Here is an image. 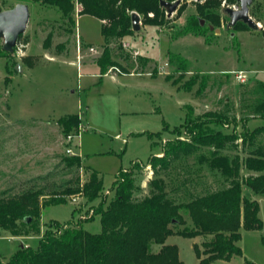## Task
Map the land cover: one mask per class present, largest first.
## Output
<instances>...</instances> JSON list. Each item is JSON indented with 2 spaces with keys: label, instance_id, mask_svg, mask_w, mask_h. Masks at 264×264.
Listing matches in <instances>:
<instances>
[{
  "label": "rangeland",
  "instance_id": "obj_1",
  "mask_svg": "<svg viewBox=\"0 0 264 264\" xmlns=\"http://www.w3.org/2000/svg\"><path fill=\"white\" fill-rule=\"evenodd\" d=\"M74 1L70 16L73 23L56 7L33 0H0V13L25 4L31 14L13 53L0 55V197L11 196L30 186L47 187L46 193L51 195L63 189L77 174L85 183L90 175L86 165L102 180L103 194L92 202L84 194H77L68 196L66 204L44 206L40 235L19 238L4 233L0 237L3 263L22 245L37 248L40 237L55 222L76 224L92 217L102 203L107 206L115 196L112 187L118 173L130 169L136 162L139 168L134 173L140 190L135 198L148 196L149 183L155 176L147 163L169 141H175L172 131L184 122L186 115L203 118L207 113L220 114L231 121L223 130L231 133L236 127L242 137L247 131L252 133L264 127L262 112L258 111L264 102V31L251 29L243 22L238 23L237 30L228 28L230 20L224 13L223 0L217 10L221 33L205 27L204 36H181L189 17L197 14L196 5L206 2L181 0L171 17L164 9L162 25L145 24L141 17V29L126 38L133 48L130 51L124 48L123 42L111 40L109 49L117 58H112L114 66L108 69V74L138 80L124 81L127 83L124 85L111 77L97 76L86 81L79 76L81 72L76 66L55 58L70 56L74 48H80L82 63L86 60L94 66L104 51L105 44L100 45L103 37L99 20L80 15L79 7H82ZM250 16L264 25V0H254ZM154 17L153 12L148 14V18ZM75 32L79 41L81 37L96 52H90L82 41L79 44ZM2 45L3 39H0V49ZM133 50L139 56H134ZM168 53L185 59L186 68H180L177 60L170 61ZM24 55L37 56V65L26 66L22 62ZM164 63L167 65L160 74ZM17 64L21 72L15 71ZM238 70L249 72L247 82L241 83L235 78L232 72ZM133 110L140 113H132ZM82 112L81 125L85 128V124L88 131L82 132L70 146L84 158V167L70 171L63 161L69 156L66 153L69 145L59 120L69 113ZM260 148H264V130L256 132L252 139L227 144L219 155L229 157L231 164L239 161L237 180L243 182L249 176L264 174L250 172L244 164ZM213 152V148H200L176 159L168 170L160 171L169 199L188 202L232 184L235 178L211 171L203 162L213 158ZM243 195L259 201L263 228L242 229L239 245L243 256L216 264H244L246 260L264 264V198L257 197L246 185ZM48 199L43 197L41 201L45 203ZM186 220L189 225L187 216ZM83 227L90 233H100V215L84 222ZM183 228L184 225H179L174 230ZM211 239V236L185 238L174 234L167 238L166 244L179 248L180 259L185 264H198L196 247L203 252L204 243ZM159 248L153 246L154 251Z\"/></svg>",
  "mask_w": 264,
  "mask_h": 264
},
{
  "label": "trees",
  "instance_id": "obj_2",
  "mask_svg": "<svg viewBox=\"0 0 264 264\" xmlns=\"http://www.w3.org/2000/svg\"><path fill=\"white\" fill-rule=\"evenodd\" d=\"M60 9L63 15L71 19L75 8L74 0H33ZM82 7L80 15H90L99 19L101 34L105 39V47L97 61L101 75H105L114 66L109 49L111 40L122 43L124 39L134 35L132 14L138 13L143 22L149 25H162L165 10L160 6L161 0H76ZM174 2L177 0H164ZM234 2L235 0H230ZM220 0H206L197 4V14L189 17L181 36L193 34L204 36L205 27L221 26V18L217 13ZM153 12L155 17L148 18ZM201 20L205 25L201 26ZM239 29L238 24L233 28ZM22 35L18 39L21 41ZM207 43L208 40H206ZM0 49V55L10 54ZM170 61L180 62V68H186V60L168 53ZM39 58L24 55L22 62L33 68ZM191 80V84H192ZM264 119V102L258 108ZM231 121L216 113H207L203 118L186 115L184 122L172 132L176 135L174 142L166 144L162 155L152 156L147 166L154 171V179L149 183L150 194L136 199L135 193L140 190L136 185L135 170L137 162L130 169L121 170L113 184L115 196L104 207L102 203L92 217L76 224L55 222L39 239V246L20 247L10 259L0 264H185L179 255L176 245L166 244L167 238L178 234L185 238L211 236L204 243L205 250L200 252L196 247L198 264H216L219 261L229 262L234 257H242L239 245L241 230H261L260 203L257 199L243 195V186L253 190L257 197L264 198V174L249 176L243 182L239 176V161L230 162L229 157L219 155L227 144L242 139L254 138L256 132L248 131L243 137L234 127L231 133L223 128ZM63 133L78 134L81 118L78 114L67 115L59 120ZM213 148V158L204 159L211 171L229 178H235L232 184L216 192L198 196L188 202L177 203L168 198L166 182L159 177L160 171L168 170L172 163L183 155H190L200 148ZM67 170L83 168L79 156H67L63 159ZM245 168L250 172H264V148L258 149L245 159ZM54 186V185H53ZM47 187L30 186L11 196L0 197V237L4 233L12 237L40 235V217L44 206L66 204L67 197L84 194L92 202L102 197L103 182L96 171H91L88 180L83 183L79 174L68 181L63 189L49 195ZM43 197L49 199L43 203ZM100 215L102 231L93 234L83 227L84 222L94 220ZM186 216L190 223L187 224ZM31 218L30 222L27 219ZM184 225L182 230L174 228ZM159 246L158 251L153 246ZM244 264H256L246 260Z\"/></svg>",
  "mask_w": 264,
  "mask_h": 264
},
{
  "label": "water",
  "instance_id": "obj_3",
  "mask_svg": "<svg viewBox=\"0 0 264 264\" xmlns=\"http://www.w3.org/2000/svg\"><path fill=\"white\" fill-rule=\"evenodd\" d=\"M240 3L239 10H233L230 8L224 9V13L229 17L227 27L233 29L239 22H243L249 28L259 30L257 22L250 16V7L253 5L254 0H237ZM181 4V0L174 2H168L161 0L160 6L166 9L167 16L171 17L172 14L177 11ZM30 8L25 4H19L11 10H7L0 13V39H3V49L7 52L13 53L17 46L19 37L26 31L30 22ZM132 29L137 32L141 29L140 20L141 17L138 13H133L132 17ZM201 26L205 25V21L201 20ZM209 29L216 33H221L220 28H215L213 25H209ZM15 71L21 72V66L17 64ZM31 218L27 219L30 222ZM22 248L25 245L21 246Z\"/></svg>",
  "mask_w": 264,
  "mask_h": 264
},
{
  "label": "crops",
  "instance_id": "obj_4",
  "mask_svg": "<svg viewBox=\"0 0 264 264\" xmlns=\"http://www.w3.org/2000/svg\"><path fill=\"white\" fill-rule=\"evenodd\" d=\"M79 11V10H78ZM97 19V18H96ZM99 20V19H98ZM99 22H100V25L102 24V22L99 20ZM75 36H77V39H78V41H79V38H78V35L76 34V32H75ZM103 37V36H102ZM81 41L83 42V40H82V38L80 37V41H79V44H81ZM112 42V41H111ZM126 42V39H124L123 40V43H125ZM126 43H130V42H126ZM83 44H85V45H87V47L90 49V48H93V47H91L92 45L91 44H86L85 42H83ZM105 44V39H104V37H103V42L100 44V45H104ZM88 49V50H89ZM90 51V50H89ZM72 52V55H70V56H67V57H63V58H60V56L57 58V56H55V58L56 59H58V60H60L62 63H64V64H68L69 66L71 65V66H73V67H77V70L79 71V72H81L80 74H79V76H81L82 78H84V79H86V81H87V79H93V77H97V76H100V78L101 79H103L104 77H111L113 80H115V81H117V82H119V83H121L122 85H124V84H127V83H125L124 81H127V80H130V79H133L134 81L135 80H137V79H134V78H124V77H122V76H120V75H113V74H108V72L105 74V75H101L100 74V70H99V68H98V65L97 64H95L94 66H93V64H89L88 62H86V60H85V63L83 62L82 63V61H81V49L79 48V50L78 49H76V48H74L73 49V51H71ZM88 55V53L84 56V58L86 57ZM42 56H44V55H42ZM80 58V59H79ZM112 58H114V59H116L117 58V56L116 55H112ZM54 59V58H53ZM53 59H51L50 61L52 62L53 61ZM78 59L80 60V62H78ZM165 64L166 63H164V65H162V66H160V67H163V66H165ZM238 71H245V70H238ZM138 81V80H137ZM88 83H90L89 82V80H88V82H87V84ZM138 83H140V82H138ZM144 84H147V83H145V82H143ZM149 84V83H148ZM85 90H89L90 88L89 87H85L84 88ZM132 113H135V114H137V113H140L139 111H136V110H133V112ZM73 114H78L79 116H81V120H82V122H83V116H84V113L82 112L81 114L80 113H69V114H67V115H73ZM67 115H65V116H67ZM84 124V123H83ZM84 126H85V131H88V127L84 124ZM157 156H160V155H162V152H158L157 154H156ZM79 157L81 158V161H82V165H83V163H84V158L82 157V156H80L79 155ZM83 167H84V165H83ZM86 167L90 170V172L91 171H93L92 170V168L89 166V165H86ZM19 238H22V237H19Z\"/></svg>",
  "mask_w": 264,
  "mask_h": 264
},
{
  "label": "built area",
  "instance_id": "obj_5",
  "mask_svg": "<svg viewBox=\"0 0 264 264\" xmlns=\"http://www.w3.org/2000/svg\"><path fill=\"white\" fill-rule=\"evenodd\" d=\"M223 8H224V9H226V8H230V9H233V10H239V9H240V3H239L237 0H235L234 2H232V1H230V0H223ZM79 10L81 11L82 8L79 7ZM256 22H257V21H256ZM257 24H258L259 30L264 31V25H263L262 23H260V22H257ZM262 37H263V39H264V33L262 34ZM123 46H124V48H127V50H129V51H130L131 49H133L130 43H123ZM89 50H90V52H96V50H95L94 48H90ZM132 54H134V56H139V53H138L137 51H134V50L132 51ZM166 65H167V64H165V66H166ZM163 71H164V66H163V67H160V69H159V73L162 74ZM232 73L235 75V78H236L239 82H241V83H245V82H247V80H248V78H249V76H250L249 72H247V71H233ZM79 128H80V130H79L78 134H74V133H73V134H69V135H67V137H66V142H67L68 145H69V146H67V148H66V153H67V155H69V156H79L77 153L74 152L73 147L70 146V144H71L76 138H78V137L81 135L82 132L85 131V128L82 127V125H80ZM74 200H75V199H74Z\"/></svg>",
  "mask_w": 264,
  "mask_h": 264
}]
</instances>
